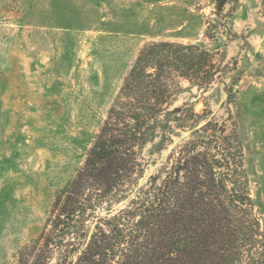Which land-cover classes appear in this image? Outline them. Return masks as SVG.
I'll use <instances>...</instances> for the list:
<instances>
[{"label": "rangeland", "instance_id": "374dc122", "mask_svg": "<svg viewBox=\"0 0 264 264\" xmlns=\"http://www.w3.org/2000/svg\"><path fill=\"white\" fill-rule=\"evenodd\" d=\"M152 40L199 43L219 71L207 89L187 80L173 85L172 108L191 106L197 115L178 114L192 119L185 127L173 121V142L164 149H142L143 176L134 188L164 168L173 147L177 156L208 118L225 121L242 145L264 227L263 0H0V264H19L21 249L41 233L138 51ZM127 205L103 203L89 230L108 209Z\"/></svg>", "mask_w": 264, "mask_h": 264}, {"label": "trees", "instance_id": "16d2710c", "mask_svg": "<svg viewBox=\"0 0 264 264\" xmlns=\"http://www.w3.org/2000/svg\"><path fill=\"white\" fill-rule=\"evenodd\" d=\"M218 67L199 43L143 45L83 165L56 195L41 233L21 249L19 264H264V227L254 211L242 145L225 121L208 118L177 156L173 147L164 168L134 188L143 176L142 149L148 143L152 151L164 149L173 142V121L185 127L192 119L178 114L197 115L191 106L172 108L173 85L180 89L187 80L207 89ZM229 97L230 105L232 92ZM160 129L169 136L156 141ZM126 200L124 209H108L89 230L100 205Z\"/></svg>", "mask_w": 264, "mask_h": 264}]
</instances>
